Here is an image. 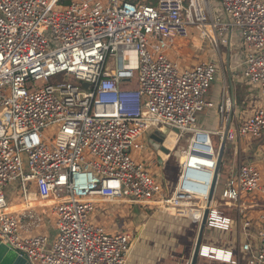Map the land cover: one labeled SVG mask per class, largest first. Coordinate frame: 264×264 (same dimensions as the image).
Masks as SVG:
<instances>
[{"label": "built area", "instance_id": "obj_1", "mask_svg": "<svg viewBox=\"0 0 264 264\" xmlns=\"http://www.w3.org/2000/svg\"><path fill=\"white\" fill-rule=\"evenodd\" d=\"M59 1L0 0V242L31 264H124L132 235L95 224L98 202L196 208L201 215L208 209L206 228L231 230L220 204L208 202L217 155L213 169L196 166L210 172L205 191L198 179H186L191 185L184 188L182 162L177 187L164 197L151 176L157 161L151 157L147 166L131 153L152 156L140 139L155 130H176L177 143L187 134V149H181L187 157L199 138L213 147L212 137L221 143L225 136L236 153L241 143L260 138L264 0H70L56 10ZM192 32L217 53L223 46L232 55L231 46L240 42L236 69L253 88L242 119L227 91L217 106L218 130L198 127L199 114L216 108L207 98L216 63L184 68L167 56ZM155 153L162 161L160 153L169 157ZM261 171L254 162L240 164L227 176L223 204L239 207L243 195L264 198ZM14 194L25 203L50 204L15 214L7 211ZM240 214L247 237L252 222ZM48 215L56 217L53 236H23L49 222ZM241 249L250 254L247 264H264V227L255 247L248 241ZM210 253L200 257L237 264L230 251Z\"/></svg>", "mask_w": 264, "mask_h": 264}, {"label": "rangeland", "instance_id": "obj_2", "mask_svg": "<svg viewBox=\"0 0 264 264\" xmlns=\"http://www.w3.org/2000/svg\"><path fill=\"white\" fill-rule=\"evenodd\" d=\"M62 6L63 5H56L54 9L58 10L62 8ZM231 49H232L233 56L235 57V54L237 53L238 48H236V46L233 45L231 46ZM168 52H169L168 56L169 57L171 56L170 59L180 62L184 66H192L190 65L191 59H194V60L196 59L198 62L205 61V60H213L216 63V76H215L214 84L219 86L220 91H221V88H224L225 86V90H226L225 94L228 91L230 95L231 94L233 95V92L229 88V85H230L229 83L232 82V84L234 85L236 82H234L228 75V70H229L228 67L232 63H233L232 65L235 64V59L234 58L230 59L232 55L227 53V48L220 46V53H217L215 48L207 45L206 43H202L199 39H197L194 36L192 32L190 39L178 41L175 44L174 49H171ZM234 72H235L238 84L242 85L243 90L244 91L246 90L247 95L250 99L251 98L250 95H251L253 88H250L245 83V80L242 77L240 68L235 69ZM230 75H233V74H230ZM52 83H53L52 80L47 82V84H52ZM215 85L214 87L211 86L210 88L211 90H209L210 93L211 91L213 93L216 91ZM240 110L242 112V109ZM248 110L250 109H245V114H247L246 111ZM240 116L242 119L243 114L242 115L240 114ZM209 126H210V129H214V130H218L220 128L217 107L210 111L204 110L203 112L199 114L198 127L204 128V127H209ZM165 131L170 132V130H164V132ZM46 135H49V134L46 133ZM186 139H187V134H183L182 136H180V141L178 139L179 141L178 147H180V149L182 150L187 149ZM212 139H213V143H212L213 149H214L215 156H216L220 143L217 137H212ZM140 141L143 143V145L148 150L153 152V155L145 156L144 151H142L141 154H138L137 151H134L131 153V155L133 156V158H136L137 161L145 160L147 166H149L147 161L151 160V157H153L157 161L156 166L150 167V170L152 172L151 176L155 182L160 183V185L162 186V190H163L162 195L164 197L171 196V194L177 187L180 176L182 174V161L180 157L179 158L174 157L173 155H171L172 151H170L169 157L164 159V161L161 163V160L157 158V155L155 153V150H156L155 147L148 144V137L147 136L142 137ZM262 143L264 144V133H263L262 139L253 143L252 147L255 148V146L262 144ZM230 151H231L230 146L228 143H226L224 156H223V164L221 166V171L218 175L216 185L214 188V193H213V200L216 203H219L221 207L224 206L223 203L225 201L224 199L221 198V193L226 186L227 169H228V166L231 165V163L233 162L232 161L233 154L231 155ZM263 153H264V148H263ZM191 163L198 165V166H202V167H209L205 162H203L197 157L192 158ZM254 163L261 170L259 166V165L263 166V164H261V161H254ZM214 164H215V157L213 160L212 167L214 166ZM261 176H262V180H264V171H261ZM18 190H19V187H18ZM22 200H23L22 195L14 194L13 196H11L9 199V202L7 203L8 204L7 211L10 212V211L18 210V208H20L22 204L21 205H15V204L18 203V201H22ZM97 204L98 205H96V208L98 212L91 219L93 220L95 224L103 226L106 230V233L116 234L118 232L128 231L132 235L131 243L129 245V249L126 255L125 262L127 261L130 254H133V252L136 251V248L139 247V249H143L147 246L148 249H150V252L152 254L156 253L157 259H159L160 257H165V255L168 256V259H172L173 257H175V259H178L180 256L183 255L182 259H183L184 264H188V260L191 257L193 247L192 248L188 247L186 249L181 247L179 249L178 255L177 254L172 255L171 253H168L169 250H171V248L169 247H164L165 252H161V251L154 252L158 248V246H156L157 244H159L158 237L162 236V237L170 238L171 233L169 232V229L177 221V219L176 220L174 219L175 216L172 217L169 214H166L164 219L158 218L159 211H162V214L169 213V211L164 212L163 210H160L159 206H153V208H150V210H145L143 207L139 205L129 204L126 202H123V203L98 202ZM48 218H49V222L46 220L45 225H43L40 229H36L32 231L30 234H25L23 236L24 237L35 236V235L40 234L42 231H46V229L52 234V229L55 227V223H56V217L53 215H48ZM178 237L180 239L181 236H178ZM220 239H224V237H220ZM162 248L163 247H161V249ZM149 259H152V256H150Z\"/></svg>", "mask_w": 264, "mask_h": 264}, {"label": "crops", "instance_id": "obj_3", "mask_svg": "<svg viewBox=\"0 0 264 264\" xmlns=\"http://www.w3.org/2000/svg\"><path fill=\"white\" fill-rule=\"evenodd\" d=\"M236 44L238 45V47L236 46V48H238L237 53L235 54V57L232 54V56L230 58V59H232V58L235 59V64L232 65L233 64L232 63L229 65L228 75L230 76V78L234 82L237 83V84L235 83L233 85L232 82H230L229 88L233 92V97H234V114H235L236 119H239V118H241L240 114L241 115L243 114V116L246 115L245 109H250L251 104H253V103H252V99L251 98L249 99L246 90L244 91L242 85L238 84L237 78H236V75L234 72L237 64L239 63L240 56L242 55L240 42L238 43L236 41ZM173 49H174V47H173ZM168 54H169V52H167V56H168ZM170 57H169V59H170ZM199 62H201V61H199ZM199 62L196 59L195 60L191 59L190 65L193 66ZM178 63L181 64L180 62H178ZM181 65L180 66L184 67V68L190 67V66H184L183 64H181ZM234 67H235V69H233ZM230 74H233V75H230ZM214 82H215V80H214ZM214 82L211 85L212 87H214V85H215ZM215 86H216V91L214 93L211 91L212 95L209 91L207 98H208V100L212 101L214 103V105L217 107L221 104L222 99L225 96L226 90H225V86H224V88H221V91L219 90L220 88L218 85H215ZM209 90H211V89H209ZM240 109H242V112ZM249 111L250 110L246 111V113H248ZM219 124H220V119H219ZM206 129L212 130V129H210V126L206 127ZM263 133H264V131L262 132V134ZM166 140H167V138L164 140V145L166 143ZM176 141L177 140H176V136H175V143H174L172 149H169V150L173 151L175 149V147L178 144ZM253 143H254V140L249 141L247 143H241L240 150H237V153L234 152V148L232 147V145H229L230 149H231L230 154L231 155L233 154L232 155V157H233L232 161L233 162L231 163V165L228 166L227 173H226L227 176L231 173H236L238 166L240 164H243L246 162L261 161V164H263V166L262 165H259V166L264 171V162H263L264 161V153H263L264 144H259L258 146H256V148H253L252 147ZM160 155L162 156L163 159H166V156L163 153H160ZM211 160H212V158L209 157L207 159V161H205V160H202V161L205 162L209 167H211L210 166ZM162 162L163 161L161 160V163ZM156 165H157V162H156L155 166ZM153 166H151V167H153ZM213 167H211V168H213ZM34 201H31L30 203H32ZM36 201L38 202L39 200L36 199ZM21 204L24 205V204H28V203H25V201L22 200V201H18V203H16L15 205H21ZM156 204H158V203H156ZM238 206L239 207H236L233 205H231V206H225L224 205L223 207H221V205H219V208H218L219 213L223 216L229 217L232 220V228L229 231L214 230V229L206 228L204 233H203L202 246L204 245L205 247L209 248L210 250H212V249H216V250L217 249H223V250L230 251V252H232L233 259L237 261V264H247V259L250 257V254L244 252L241 249V246H242V244H244L245 242H248V241L251 244L252 248L257 245V233L260 231V229L262 227H264V220H262V221L259 220L260 215L264 214V198L261 196H258V195H243L240 198ZM46 209L47 208L37 207L36 210L37 211H44ZM162 210L164 212L169 211V213H163L162 214V211H159V213H158L159 219H164L165 215L169 214L172 217L175 216L174 219L175 220L177 219V221L169 229V232L171 233L170 238L162 237V236L158 237V239H159L158 243L159 244L156 245V246H158V248L154 252H157V251L165 252L164 247H169V248H171V250H169L168 253H171L172 255H175V254L178 255L179 249L181 247L184 249H186L188 247L192 248L194 246V243L196 240V236L198 233V228H199L200 220H201V216H202L199 213V211L196 208L186 209V214L181 216L178 213V211H179L178 209L167 208V207L165 208L164 206H162ZM240 211H244V213H245L244 215L248 216L252 222L251 226L248 229V236L249 237L248 236L246 237L241 230V223H242L241 217L243 215L241 216ZM20 212L21 211H19L18 213H20ZM164 226H166V225H164ZM164 226H163V228H164ZM160 228H161V226H160ZM209 230H211V231H209ZM43 232L49 233L51 236L54 235L53 229H52V234L47 229H46V231H43ZM178 236H181L180 239ZM220 237H224V239H220ZM161 247H163V248L161 249ZM151 254L152 253L150 252V249H148L147 246L143 249H139V247H138V248H136V251L133 252V254H130V256L128 257L127 261L124 264H184L183 259H182L183 255L180 256L178 259H175V257H173L172 259H168V256H166V255H165V257H160L159 259H157L156 253H154L152 255ZM150 256H152V259H149ZM189 261H190V259L188 260V264H189ZM197 264H231V263L223 262V261L216 260L213 258L201 256L198 259Z\"/></svg>", "mask_w": 264, "mask_h": 264}, {"label": "water", "instance_id": "obj_4", "mask_svg": "<svg viewBox=\"0 0 264 264\" xmlns=\"http://www.w3.org/2000/svg\"><path fill=\"white\" fill-rule=\"evenodd\" d=\"M83 86L88 87V84L83 83ZM174 131L177 132L176 130ZM167 133L168 131H165V132L164 131L161 132L158 130L153 131L152 133L148 135V144L154 146L156 150H161L165 154L169 155L170 151L163 146V142L166 138ZM225 134H226V130H225ZM225 147H226V141H225V136H224V139L220 143V146L217 152L216 165H215V170H214V178H213V182L211 185L210 194L208 197V202H211L213 200L214 188L216 185L218 175L221 171V166L223 164V156H224ZM176 148L177 149H175V151H172L171 155H173L176 158H179L178 153L181 151V149L180 147H178V144ZM208 214H209L208 209H205L202 213L200 225L198 228V233H197L196 240L193 246L189 264H197V261L200 258L203 233L206 229V222H207ZM0 264H31V263L28 261L26 255L0 242Z\"/></svg>", "mask_w": 264, "mask_h": 264}, {"label": "bare ground", "instance_id": "obj_5", "mask_svg": "<svg viewBox=\"0 0 264 264\" xmlns=\"http://www.w3.org/2000/svg\"><path fill=\"white\" fill-rule=\"evenodd\" d=\"M167 135H166V138H167L166 143L164 145V142H163V146L164 147L166 146L165 148H167L169 150V149H172V147L175 143V136H176V140H177V134L173 131H170L167 133ZM202 140H203V138H199V140H197V142H196L197 144H194L190 147L192 152L189 153L190 155H188V157L186 154L184 155V153L181 151L178 153V155H179L181 161L185 162V165H186V167L184 169V173H183V179H185V180L186 179H190V180L198 179V181L203 182V186H204L203 191H205L208 180L210 179V172L203 170L201 168L199 169L196 167L198 165L191 163V159L195 158V157L199 158L200 160H205V161H207V159L210 157V158H212V160L210 161V166L212 167V165H213V160L215 157L213 147L208 146V139H206L207 142L206 141L203 142ZM206 148H208V149H206ZM175 149H176V147H175ZM205 168H207V167H205ZM185 173H186V177L184 178ZM190 185L187 184V180H186L184 183V188H188ZM200 187H201V185L198 184V189ZM160 203H158V204H160ZM49 204H50V202H47V201H38L37 202L35 200L32 203L21 205V207L18 208V210H16V211H10V212L18 213L19 211H24L28 208L44 207V206L49 205ZM178 210H179L178 213L181 216L186 214L185 209H178ZM201 251H203L206 254H209V252L212 250H210L207 247H204L202 249V247H201ZM213 252H215V251H213Z\"/></svg>", "mask_w": 264, "mask_h": 264}, {"label": "trees", "instance_id": "obj_6", "mask_svg": "<svg viewBox=\"0 0 264 264\" xmlns=\"http://www.w3.org/2000/svg\"><path fill=\"white\" fill-rule=\"evenodd\" d=\"M132 1H140V0H132ZM70 2V0H60L59 2H58V5H67L68 3ZM155 1L154 0H147V3H154ZM262 137H263V134H261V136H260V138L259 139H256V140H254V143L256 142V141H259L260 139H262ZM229 144V143H228ZM263 144V143H262ZM230 145V144H229ZM258 146V145H257ZM255 148H256V146H255Z\"/></svg>", "mask_w": 264, "mask_h": 264}]
</instances>
